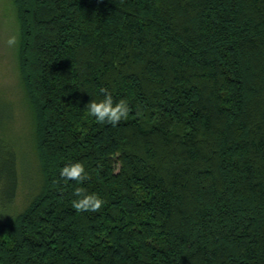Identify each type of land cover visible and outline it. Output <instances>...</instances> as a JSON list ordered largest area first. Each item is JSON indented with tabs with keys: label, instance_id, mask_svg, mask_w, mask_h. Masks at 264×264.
I'll list each match as a JSON object with an SVG mask.
<instances>
[{
	"label": "trees",
	"instance_id": "1",
	"mask_svg": "<svg viewBox=\"0 0 264 264\" xmlns=\"http://www.w3.org/2000/svg\"><path fill=\"white\" fill-rule=\"evenodd\" d=\"M14 1L42 181L0 264H264V0ZM101 89L126 120L89 114ZM16 158L0 138L4 207ZM76 162L83 183L60 176Z\"/></svg>",
	"mask_w": 264,
	"mask_h": 264
},
{
	"label": "rangeland",
	"instance_id": "2",
	"mask_svg": "<svg viewBox=\"0 0 264 264\" xmlns=\"http://www.w3.org/2000/svg\"><path fill=\"white\" fill-rule=\"evenodd\" d=\"M12 38L16 42L10 44ZM19 44L20 24L15 1L0 0V100L5 99L11 108L10 119L1 126L0 138L16 151L19 175L18 189L8 207L2 204L1 199H6L5 186L2 191L0 185V222L12 220L24 210L42 181L34 142V122L20 76ZM3 113L0 107V116ZM3 164H0V174L7 179L11 169Z\"/></svg>",
	"mask_w": 264,
	"mask_h": 264
},
{
	"label": "clouds",
	"instance_id": "3",
	"mask_svg": "<svg viewBox=\"0 0 264 264\" xmlns=\"http://www.w3.org/2000/svg\"><path fill=\"white\" fill-rule=\"evenodd\" d=\"M12 38L9 43H15ZM105 93L104 98L99 102L92 101L87 104L89 114L94 116L97 122L104 124L117 125L121 120H126L129 116L130 108L128 103L121 99L118 102L113 101V96L106 89H101ZM61 178L67 181H76L83 183L87 179L85 166L82 162H76L63 167L60 172ZM74 195L77 199L72 201V207L78 212H97L104 204L103 199L98 194H88L83 188H76Z\"/></svg>",
	"mask_w": 264,
	"mask_h": 264
}]
</instances>
